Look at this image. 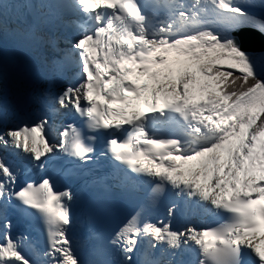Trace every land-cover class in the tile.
<instances>
[{"label": "snow or ice", "instance_id": "6c2138e0", "mask_svg": "<svg viewBox=\"0 0 264 264\" xmlns=\"http://www.w3.org/2000/svg\"><path fill=\"white\" fill-rule=\"evenodd\" d=\"M0 264H264V0H0Z\"/></svg>", "mask_w": 264, "mask_h": 264}]
</instances>
